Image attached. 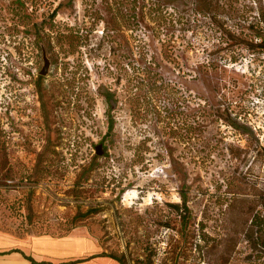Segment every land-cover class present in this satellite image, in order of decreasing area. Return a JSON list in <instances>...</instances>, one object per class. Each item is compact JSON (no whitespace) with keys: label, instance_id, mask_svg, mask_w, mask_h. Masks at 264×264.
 Masks as SVG:
<instances>
[{"label":"rangeland","instance_id":"rangeland-1","mask_svg":"<svg viewBox=\"0 0 264 264\" xmlns=\"http://www.w3.org/2000/svg\"><path fill=\"white\" fill-rule=\"evenodd\" d=\"M242 16L264 0H0V232L264 264V50L226 33Z\"/></svg>","mask_w":264,"mask_h":264},{"label":"crops","instance_id":"crops-1","mask_svg":"<svg viewBox=\"0 0 264 264\" xmlns=\"http://www.w3.org/2000/svg\"><path fill=\"white\" fill-rule=\"evenodd\" d=\"M10 235V234H8ZM18 248L45 264H119L102 253V247L86 227L76 226L61 235L50 233L14 236L0 232V251ZM0 264H32L18 251L0 253Z\"/></svg>","mask_w":264,"mask_h":264},{"label":"trees","instance_id":"trees-1","mask_svg":"<svg viewBox=\"0 0 264 264\" xmlns=\"http://www.w3.org/2000/svg\"><path fill=\"white\" fill-rule=\"evenodd\" d=\"M226 33L230 35V38H234L235 43L243 44L250 51L264 50V18L261 16L257 17V19L255 17L253 20H248L247 17L242 16V23L238 24V31L231 32L230 30L227 29ZM256 37L258 40L257 39L255 40ZM262 205L264 206V202H262ZM256 218H258L260 222H256ZM262 221L264 222V214L259 215L257 213L254 217L251 218V222L256 225L261 223ZM10 251L20 252L32 264H45L44 261L38 262L31 256L24 254L18 248H11L7 251H0V253L10 252ZM102 253L115 258L119 262V264H125L121 258L117 257L114 254L104 253V252Z\"/></svg>","mask_w":264,"mask_h":264},{"label":"water","instance_id":"water-1","mask_svg":"<svg viewBox=\"0 0 264 264\" xmlns=\"http://www.w3.org/2000/svg\"><path fill=\"white\" fill-rule=\"evenodd\" d=\"M43 61H44V63H43V66H42V68L40 70L41 74H45V72L47 71V68H48V59L45 56L43 57ZM96 150H97L98 153H101L100 145H98L96 147Z\"/></svg>","mask_w":264,"mask_h":264}]
</instances>
